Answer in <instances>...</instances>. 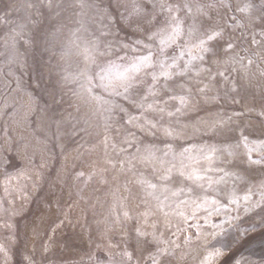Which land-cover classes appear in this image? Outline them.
Wrapping results in <instances>:
<instances>
[{"label":"rangeland","instance_id":"374dc122","mask_svg":"<svg viewBox=\"0 0 264 264\" xmlns=\"http://www.w3.org/2000/svg\"><path fill=\"white\" fill-rule=\"evenodd\" d=\"M242 137L264 0H0V264H264Z\"/></svg>","mask_w":264,"mask_h":264},{"label":"snow or ice","instance_id":"6c2138e0","mask_svg":"<svg viewBox=\"0 0 264 264\" xmlns=\"http://www.w3.org/2000/svg\"><path fill=\"white\" fill-rule=\"evenodd\" d=\"M118 76H119L120 79H123L124 78V74H119L118 73ZM100 79L102 81H104V80L107 79V81H109V83H110L112 77H107L106 78L104 76H101ZM214 123H226V122L225 121H217V122H214ZM242 138L245 141L243 147H245L246 148V151L249 152V153H251L253 151V149L255 148L256 144H259L260 145V149L259 150H261L262 148H264V143H261L259 140H257L255 142V146L253 148H248V145H247L248 138L247 137H242ZM232 154H233L232 151H228V155H232ZM248 163L251 164V165H264V156H262V157H256V158H253L252 156H250L248 158ZM153 264H158V262L156 260H154L153 261Z\"/></svg>","mask_w":264,"mask_h":264}]
</instances>
